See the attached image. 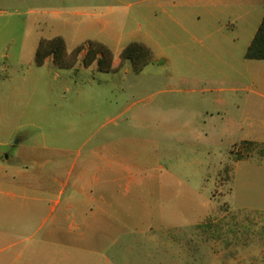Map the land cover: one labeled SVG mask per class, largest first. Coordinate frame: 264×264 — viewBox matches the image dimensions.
<instances>
[{
  "label": "rangeland",
  "instance_id": "1",
  "mask_svg": "<svg viewBox=\"0 0 264 264\" xmlns=\"http://www.w3.org/2000/svg\"><path fill=\"white\" fill-rule=\"evenodd\" d=\"M202 4L172 20L140 0H0V264H264V61L244 58L264 6L235 23ZM55 37L104 44L115 71L83 67L86 48L35 65ZM132 42L140 71L119 65Z\"/></svg>",
  "mask_w": 264,
  "mask_h": 264
},
{
  "label": "trees",
  "instance_id": "2",
  "mask_svg": "<svg viewBox=\"0 0 264 264\" xmlns=\"http://www.w3.org/2000/svg\"><path fill=\"white\" fill-rule=\"evenodd\" d=\"M86 48L85 55L82 58V66L90 67L96 63V68L101 72H113L116 67L113 66V53L102 43L90 41L87 46L79 45L70 54L66 52L64 41L60 37L50 40L41 39L34 54V63L42 66L46 59L52 58V62L60 67L70 69L77 63V58L83 49ZM119 65L129 61L135 71H140L145 64L151 60V52L144 45L132 42L125 46L118 53ZM115 57V56H114ZM117 58V57H115ZM246 60L264 61V15L257 28L249 46L244 54ZM253 146V143H246ZM264 148L260 150L259 155L263 156Z\"/></svg>",
  "mask_w": 264,
  "mask_h": 264
},
{
  "label": "crops",
  "instance_id": "3",
  "mask_svg": "<svg viewBox=\"0 0 264 264\" xmlns=\"http://www.w3.org/2000/svg\"><path fill=\"white\" fill-rule=\"evenodd\" d=\"M204 1L206 0H140V2L142 3L150 2L152 8L151 14H154L156 11V13L159 14L160 12L162 16H167L171 19L175 18L176 16H184L183 11L181 10L185 7L188 8V10L190 8H193V10L203 8L202 2ZM207 2L210 4V6H213L215 9H218V12L221 15L235 16V21H234L235 23L238 21H242L244 18H245L244 19L245 23H248L252 19H255L254 12L256 11V8L258 6H264V0H207ZM193 13L198 15V13L196 12ZM249 61H255V60H249ZM258 93H259L258 96L264 97V91ZM242 142L253 143L254 145L262 144V143H257L256 141L251 139L244 140ZM261 158L262 159L264 158V154L263 156H261ZM103 160L105 162L104 167L108 171V173H112L113 175H117L119 173V169L121 166L119 165L120 163L118 164L116 161H120L121 158L117 156H109V157H105ZM244 161L245 158L244 159L241 158L236 160L235 163L236 165H238L240 163H243ZM105 173L107 172L105 171ZM113 182H115V180ZM104 191L105 190H103V192ZM56 204H58V202H56ZM76 206L78 205H75V203L72 201H69V203L66 205L65 212L69 214L68 219H72V221L74 220L73 223L76 224L88 223L87 220L91 221V219L87 218V217H91L89 213L85 212L84 215L83 213L80 214ZM92 223H94V220H92Z\"/></svg>",
  "mask_w": 264,
  "mask_h": 264
}]
</instances>
